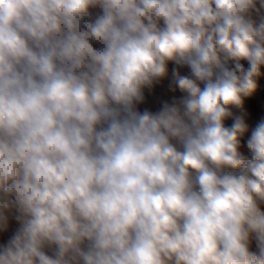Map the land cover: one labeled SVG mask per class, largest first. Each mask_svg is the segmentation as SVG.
Listing matches in <instances>:
<instances>
[{
  "label": "clouds",
  "instance_id": "obj_1",
  "mask_svg": "<svg viewBox=\"0 0 264 264\" xmlns=\"http://www.w3.org/2000/svg\"><path fill=\"white\" fill-rule=\"evenodd\" d=\"M0 264H264V0H0Z\"/></svg>",
  "mask_w": 264,
  "mask_h": 264
}]
</instances>
